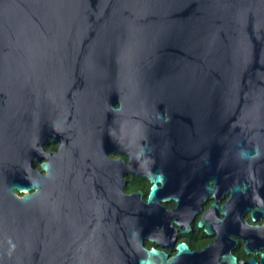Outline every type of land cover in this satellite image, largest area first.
I'll return each mask as SVG.
<instances>
[{
  "label": "water",
  "instance_id": "1",
  "mask_svg": "<svg viewBox=\"0 0 264 264\" xmlns=\"http://www.w3.org/2000/svg\"><path fill=\"white\" fill-rule=\"evenodd\" d=\"M0 47L15 80L0 124V264H152L156 253L113 216L92 220L89 203L63 219L56 166L44 175L26 160L33 89L76 113L95 83L123 82L147 104L130 121L150 101L169 106L209 163L264 151V0H0Z\"/></svg>",
  "mask_w": 264,
  "mask_h": 264
},
{
  "label": "flooded vegetation",
  "instance_id": "2",
  "mask_svg": "<svg viewBox=\"0 0 264 264\" xmlns=\"http://www.w3.org/2000/svg\"><path fill=\"white\" fill-rule=\"evenodd\" d=\"M6 54L0 47V124L15 82ZM31 77L42 86L40 68ZM32 91L26 160L44 175L43 163L56 166L63 219L89 203L92 220L113 216L123 237L131 230L156 249L152 264H264L262 149L209 163L190 151L187 116L169 106L150 101V116L130 121V107L147 104L123 82L95 83L93 105L76 113Z\"/></svg>",
  "mask_w": 264,
  "mask_h": 264
}]
</instances>
